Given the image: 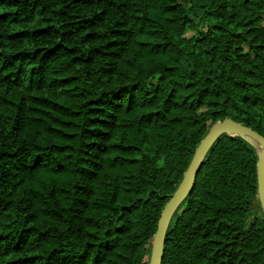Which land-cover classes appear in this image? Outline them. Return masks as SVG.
Here are the masks:
<instances>
[{"label":"trees","instance_id":"1","mask_svg":"<svg viewBox=\"0 0 264 264\" xmlns=\"http://www.w3.org/2000/svg\"><path fill=\"white\" fill-rule=\"evenodd\" d=\"M223 117L264 136V0H0V264H147ZM256 158L213 141L160 264H264Z\"/></svg>","mask_w":264,"mask_h":264},{"label":"water","instance_id":"2","mask_svg":"<svg viewBox=\"0 0 264 264\" xmlns=\"http://www.w3.org/2000/svg\"><path fill=\"white\" fill-rule=\"evenodd\" d=\"M222 133L242 136L255 147L257 151L256 193L259 206L264 213V136L248 125L230 117L217 119L211 123L195 145L181 178L160 209L156 226L151 236L147 264H160L165 231L170 218L192 188L195 173L208 148Z\"/></svg>","mask_w":264,"mask_h":264}]
</instances>
